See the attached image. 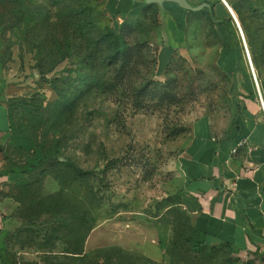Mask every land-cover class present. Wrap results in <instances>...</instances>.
<instances>
[{
	"label": "rangeland",
	"instance_id": "rangeland-1",
	"mask_svg": "<svg viewBox=\"0 0 264 264\" xmlns=\"http://www.w3.org/2000/svg\"><path fill=\"white\" fill-rule=\"evenodd\" d=\"M228 1L245 19L264 61V0ZM19 3L20 14L14 17L16 4L0 0L1 77L23 84L25 90L13 112L17 137L5 150L2 195L12 207L2 216L1 256L19 264H88L98 258L99 249L120 246L161 264H170L171 255L176 261L186 256L210 264H264L262 252L229 254L219 243L211 244L216 245L213 251L188 250L187 235L194 224L178 190L179 151L187 124L232 90L231 76L217 64L220 41L209 14L188 16L170 60L166 52L158 57L162 67L169 60L159 69L156 32L138 3V13L131 18L141 28L127 41L139 53L126 78L111 89L115 66L97 60L91 73L101 84L93 88L79 78L90 73L84 29L92 27L91 34L100 39L127 17L117 19L109 13L106 0ZM159 15L165 21L162 12ZM16 18L17 28L12 26ZM64 29L71 35L62 44L68 56L42 73L39 64L47 69L58 59L46 53L50 40L63 37ZM243 53L241 60L250 70L244 47ZM38 149L69 159L90 171L92 178L79 177L73 166L62 181L55 177L56 166L31 168ZM59 191L67 201H81V208L91 192L102 199L95 212L98 223L84 241L85 257L63 251L80 238L69 236L67 230L60 239L51 234L60 216L44 197ZM52 242L57 244L54 251L44 248Z\"/></svg>",
	"mask_w": 264,
	"mask_h": 264
},
{
	"label": "crops",
	"instance_id": "crops-1",
	"mask_svg": "<svg viewBox=\"0 0 264 264\" xmlns=\"http://www.w3.org/2000/svg\"><path fill=\"white\" fill-rule=\"evenodd\" d=\"M189 2L212 4L220 41L217 64L231 76L232 90L223 101L206 107L187 124L177 163L181 204L191 214L193 224L206 232V242L227 243L239 252L264 253V113L257 88L247 62L240 61V54L244 55L242 42L228 5L222 0ZM138 3L142 9L146 2L106 0V7L117 19H123L138 13ZM159 6L166 17L155 34L157 66L163 69L180 33L187 28L188 10L170 1ZM164 52L170 57L162 67L158 57ZM259 86L264 98V73ZM24 91L23 84L9 83L0 72V232L2 216L12 207L2 195L5 150L12 129L10 106ZM0 264L19 263L7 261L0 254Z\"/></svg>",
	"mask_w": 264,
	"mask_h": 264
},
{
	"label": "trees",
	"instance_id": "trees-1",
	"mask_svg": "<svg viewBox=\"0 0 264 264\" xmlns=\"http://www.w3.org/2000/svg\"><path fill=\"white\" fill-rule=\"evenodd\" d=\"M10 1L16 4L13 14L14 17H17L20 14L19 11L21 9L19 5L20 0H10ZM230 5L236 10L240 18L242 24L241 26L245 32L244 33L245 38L248 43L249 51L257 74V78L258 81H260V77L262 73H264V61H262L261 53L258 52L253 37L250 33V29L246 26L245 19L242 17L241 13L237 9V6L231 3ZM142 10L144 12L145 18L150 17L151 25L154 26L155 32H157L161 24L159 18L161 7L157 3H150V4L145 3ZM146 12L148 13L147 16H146ZM203 12L208 13L209 16L213 19L214 24H216L217 21L215 19V14L212 9V4H210L208 7L202 8L199 11L188 10V16L190 14L198 15ZM131 17L133 16L131 15L128 16L124 20V22L120 24L118 27L108 28L106 30V34L100 37V39L91 34L93 30L92 27H89L87 29L88 30L87 32H85L86 29H84L83 36L85 37L86 40V44L84 46H85V50H87V55L85 58L90 73L89 75L87 74L82 77H79L83 81L82 82L83 84H85L86 86L92 85L93 88L101 84L100 78L98 79V77L95 76V74L92 75L91 73L92 71L93 72L96 71L95 62H97V60L101 64L106 63V65L108 66H115L114 68L115 80L109 83L111 89H116L118 88L119 84L123 83L124 79L127 76V72L131 67L132 62L135 59V56L139 53L137 51H133L132 47L127 41V37L131 35L133 31H136L137 29L141 28L137 20L135 21V19ZM19 20H20L19 18H16L15 23L12 26L17 28L19 26ZM1 22L2 19H0V25H2ZM64 30L65 32L63 37L61 38L54 37L53 40L51 39L52 41H54V45L50 40L51 45L48 47L50 48V50L47 51L46 55L49 57L53 55H57L58 59L54 60L52 65L47 69L43 68L44 65H42V63L39 64L42 73H46L49 70L51 71L54 68L55 64H57L59 61H61L62 59L68 56L64 52L65 47L63 45L66 42H69L71 35H68L66 29ZM144 42H145L144 40L140 41L139 45L143 44ZM237 43L238 46H240L238 40ZM99 52L101 53L100 55L98 54ZM241 59H242V54H240V61ZM245 74L247 75L248 73ZM165 94L166 92L164 91L163 95ZM20 100H21V96L15 97L10 106V119L12 126L10 142L12 141V139L17 137V135L15 134V128L13 127V112L17 108ZM68 160L69 159L67 158L61 160L59 159V157H54L52 154H49L44 149H38L37 155L33 160L32 164L30 165V167L34 169H39L47 165L56 166L59 173L56 174L55 177L59 181H62V179L66 177V174L72 172L73 170L81 178L91 176L90 171H86L76 165H73L69 163ZM72 166H73V170L71 168ZM44 198L47 201V204L50 206L51 211H54V214H58L60 216V223L57 226L53 227L51 230L52 236H54L56 239H60L62 237V232L64 230H67L69 232L68 233L69 236L75 239L80 238V241L78 242L77 240L73 242H69V245L64 247L63 251L70 254L69 256H74L75 258L85 257L86 251L84 249V241L91 232V230L98 223V218L95 215V212L102 206L101 197L96 193L91 192V194L87 197V202L85 203L86 205L84 204L82 208L80 204L81 201L78 200H73L71 202L69 200L67 201L66 197H64V195L60 191L57 193L47 194ZM64 212H66L67 214L66 217L64 216ZM81 228H83L82 233H81ZM187 240L189 245L188 250L197 253H203L208 250L213 251L216 246L206 242V232L200 229L196 225L190 227L189 234L187 235ZM219 245L222 247H226L229 251V254L239 253V251L230 244L219 243ZM44 248H48L50 251H54V249L57 248V244L55 242H52L51 244L47 245V247ZM97 252L99 253L98 258H96L94 261L88 264H161L151 258L125 250L120 246H110L105 249H99ZM255 253H257V251H255ZM102 257L104 258V261H101ZM214 257L215 256H212V258ZM181 262L183 264L206 263V262H202L201 260L189 259L186 256H184V258L182 259H179V261H176L175 259H173V256L171 255L170 264H180ZM246 263L248 264V262ZM206 264H210V263L207 261ZM233 264H236V261H234Z\"/></svg>",
	"mask_w": 264,
	"mask_h": 264
},
{
	"label": "built area",
	"instance_id": "built-area-1",
	"mask_svg": "<svg viewBox=\"0 0 264 264\" xmlns=\"http://www.w3.org/2000/svg\"><path fill=\"white\" fill-rule=\"evenodd\" d=\"M222 1L226 5H228V3H227L226 0H222ZM235 24H236V27H237L238 34H239V36L241 38V41H242V45H243V47L245 49V54L247 56V60H248L249 66H250V71H251L253 80L255 82L256 88H257L258 101H259L260 106H261V109L263 110V113H264V98H263V95H262L261 90H260L259 81H258V78H257V74H256V71H255V68L253 66V63L251 61V56H250L249 50L247 48V44H246V41H245V37H244L243 31H242L240 25L237 22ZM234 151H236V149H234Z\"/></svg>",
	"mask_w": 264,
	"mask_h": 264
},
{
	"label": "water",
	"instance_id": "water-1",
	"mask_svg": "<svg viewBox=\"0 0 264 264\" xmlns=\"http://www.w3.org/2000/svg\"><path fill=\"white\" fill-rule=\"evenodd\" d=\"M167 1H170V2H175L177 3L178 5H180L182 8L184 9H187V10H193V11H199L201 10L202 8L204 7H207L208 6V3L207 2H203V3H200L198 5H192L189 0H145L146 3L150 4V3H157L159 5H163L164 2H167ZM229 9H230V12L232 14V17L235 21V23L237 22V19L233 13V10L232 8L228 5Z\"/></svg>",
	"mask_w": 264,
	"mask_h": 264
},
{
	"label": "bare ground",
	"instance_id": "bare-ground-1",
	"mask_svg": "<svg viewBox=\"0 0 264 264\" xmlns=\"http://www.w3.org/2000/svg\"><path fill=\"white\" fill-rule=\"evenodd\" d=\"M233 10V13H234V15H235V17H236V19H237V23L240 25V27H241V29H242V24H241V21H240V18H239V16H238V14H237V12H236V10L235 9H232ZM242 31H243V34L245 33L244 32V29H242ZM244 37H245V34H244ZM245 41H246V44H247V48H248V50H249V47H248V43H247V40H246V38H245ZM249 54H250V51H249ZM250 56H251V54H250ZM251 61H252V58H251ZM253 63V62H252ZM254 66V65H253Z\"/></svg>",
	"mask_w": 264,
	"mask_h": 264
}]
</instances>
